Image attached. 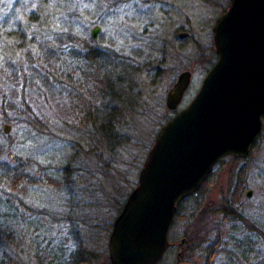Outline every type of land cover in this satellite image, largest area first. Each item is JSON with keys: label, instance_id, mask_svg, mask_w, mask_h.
<instances>
[{"label": "rangeland", "instance_id": "rangeland-1", "mask_svg": "<svg viewBox=\"0 0 264 264\" xmlns=\"http://www.w3.org/2000/svg\"><path fill=\"white\" fill-rule=\"evenodd\" d=\"M226 3L227 0H0V146L7 162L19 160L30 166L35 183L28 185L24 203L57 208L58 212L64 205L73 208L82 204L78 191L65 200L48 180L69 161L76 168L81 157H71L75 152L73 144L82 136L74 130L80 114L73 106L80 98H90L85 92L90 84L83 77L84 61L73 58L78 53L82 56V51L72 53V49H78L85 40L98 54L110 55L98 56L96 69L114 80L124 77L130 91L127 104H132L124 121L121 117L113 121L126 147L114 158L102 156L114 165L110 172L99 167L101 174L92 182L101 192V200L94 208L99 215L93 209V218L85 220L87 230H93V224L102 225L118 215L113 211L114 204L135 187L157 132L198 91L211 67H205L209 55L204 50L211 47L212 26ZM96 27L99 30L92 40L91 32ZM182 33L189 36L178 38ZM69 36L75 39L68 40ZM49 48L56 58L47 60ZM183 71L191 73L189 88L176 110L169 111L165 106L167 92ZM119 105L113 103L117 109ZM105 113L100 109V114ZM35 118L39 124L34 127L30 121ZM4 126H9L7 134ZM261 135L247 160L224 157L200 189L183 202L170 233L174 245L157 264H177L179 253L180 263L185 264H264V132ZM247 191H251L249 198L245 196ZM218 209L233 211L240 221L227 219L217 213ZM66 212L65 217L73 220L72 209ZM64 218L54 221V225L50 221L18 225L0 220V227H8L14 234L9 239L12 244H0V264H36L34 252L28 249L29 239L41 247L48 245L51 254L58 248L70 250L88 239L89 246L100 244L97 264H110L108 235L100 231L85 238L81 220L69 222ZM182 238L188 249L177 247ZM19 239L22 241L13 245ZM236 246L251 250H246L244 258L235 251Z\"/></svg>", "mask_w": 264, "mask_h": 264}, {"label": "water", "instance_id": "water-1", "mask_svg": "<svg viewBox=\"0 0 264 264\" xmlns=\"http://www.w3.org/2000/svg\"><path fill=\"white\" fill-rule=\"evenodd\" d=\"M211 48L214 63L189 104L157 132L112 222L110 264H157L170 246L178 204L197 192L221 159L247 158L263 132L264 0H231L212 26ZM190 82L189 71L178 75L165 99L169 111L180 105ZM8 130L3 127L4 134Z\"/></svg>", "mask_w": 264, "mask_h": 264}, {"label": "trees", "instance_id": "trees-1", "mask_svg": "<svg viewBox=\"0 0 264 264\" xmlns=\"http://www.w3.org/2000/svg\"><path fill=\"white\" fill-rule=\"evenodd\" d=\"M222 11H224V9ZM74 39L75 38H73V36H69L68 40L73 41ZM89 42L90 41L82 40L81 46L78 47V49L71 50L72 53L82 51V56L78 53L77 57L73 56V58L80 62L84 61L86 75L84 72L83 77H85L88 84H90V88L85 91L90 98L86 101H84V98H80L79 101L76 99L77 105L73 106L74 111L77 109L80 114V120H78V125L77 127H74V130L78 132L80 131L82 136L78 137V142L73 144V150L75 152L71 157H81L79 161H77L76 168L71 166L69 161L67 164L58 169L56 173L57 176L55 174L56 177L53 176L48 179L50 181L49 183L54 186V189L57 192H60V194L62 193L65 200L68 199V195L74 194L73 192H75V190L78 191L82 204L73 206L76 211L71 208L72 206L64 205L61 211L58 212L57 208L50 209L47 206L36 208L24 203L23 198L26 194L28 185L32 182L33 184L35 183V181H33L32 172H30V166L26 162H21L19 160H17L14 164H10L4 159V150L2 146H0V220L3 222L9 220L12 221V224L19 225L20 223H25L29 225L32 224L33 221H38L39 223L40 221H43V223L46 224L50 221V225H54V221H58L60 219V221H62V218L68 215L66 210L72 209V213L74 212V214L71 213L73 220L78 219V217H80L79 214L82 215L81 219H78V221L80 222L81 220V224H83L82 227H84L85 234H83V237L87 238L93 236L95 233L100 231L103 232L105 236H109L113 220L109 219L110 221L103 222L102 225L98 223L93 224V230H87L89 227L88 225H85V220L93 218V216H91V210L98 205V200H101L98 197V195H100L98 194L100 190L95 188L93 185L95 177L98 174H101L99 167L110 172V166L114 165L109 161L103 160L102 156L114 158L116 153L126 147V142L122 139L120 131L117 132L114 129L115 125L113 121L116 117H121L124 121L125 114L132 110V104H127L128 99L130 98V91L125 87L126 79L124 77L117 76L114 80L110 76L105 77L102 75L99 68L96 69L95 63L98 61L97 57H108L110 55H106L104 53L98 54V52H95L92 49ZM204 51H207V55H209L207 62L205 63V65H207L205 66L207 69L209 65L212 66L216 57L211 47ZM200 52L201 50H199V54ZM47 53V60L57 57L51 48L48 49ZM121 66L122 65H120V68L122 70ZM67 76L70 75L67 74ZM51 79L53 78L51 77ZM129 84L131 85V83ZM113 103H119L120 107L117 109L113 106ZM102 108L105 109L106 112L104 115L100 114V109ZM17 114L19 115L20 113L17 112ZM30 123L34 127L39 124L36 118L32 122L30 121ZM261 139L262 135L254 144L253 148L258 142H260ZM80 142L84 144H81ZM229 158L233 161L238 160L233 157ZM248 158L249 157L245 160ZM223 162L224 158L221 159L217 165L222 164ZM114 171H118V169L115 168ZM1 186H4L5 188L3 189ZM133 187L134 186H132V188ZM127 196L128 194H126L120 202H115L116 204H114L113 207L114 212L115 210L117 213L120 212ZM180 207L182 206L178 204L176 217L182 210ZM96 209L94 210L98 213L99 211ZM211 212H214V210ZM217 213L223 215L229 220L234 219V221H240V216L235 214L233 211L218 209ZM97 215H99V213ZM95 219H97V217ZM65 220L70 222L72 219L65 217L64 221ZM242 220L244 221L245 219ZM35 224L37 226V223ZM37 227L40 228V224ZM7 229L9 228L0 227V244H12V241H9V239H11V236L14 234L11 230ZM87 240L88 239L81 244L77 243L75 247L70 250H67L66 248H58L53 254L48 253L50 252L48 251V245L41 247V245H38L32 239H29V241L27 240V242L28 249L34 252L36 264H97L100 261V256L97 252L100 244L94 247L91 245L89 246ZM21 241L22 240L19 239L17 242L13 243V245L17 246V243ZM235 248V251L244 256V258L247 251L249 252L251 250L250 248H241V246H236Z\"/></svg>", "mask_w": 264, "mask_h": 264}, {"label": "flooded vegetation", "instance_id": "flooded-vegetation-1", "mask_svg": "<svg viewBox=\"0 0 264 264\" xmlns=\"http://www.w3.org/2000/svg\"><path fill=\"white\" fill-rule=\"evenodd\" d=\"M230 5H231V0H227L226 7H225L223 13H224V12L230 7ZM223 13H222V14H223ZM175 112H176V111H175ZM209 176H210V175L207 176L206 180L208 179ZM206 180L204 181V183L206 182ZM202 185H203V184H202ZM197 191H198V190H197ZM195 193H196V192H195ZM195 193H194V194H195ZM192 195H193V194H192ZM192 195H190V196L184 198V199L179 203V205L182 206L183 202H184L186 199H188L189 197H191ZM177 209H178V208H177ZM176 214H177V213H176ZM175 219H176V218H175ZM172 228H173V227H172ZM170 233H171V232H170ZM168 239H169V242H170V246H169V248H168L167 251H169L170 248H172L173 245H174V243L171 242L170 234H169V238H168ZM180 243H183V245L186 244V246L181 247ZM180 243H177V247H180V248L183 249V250L188 249V246H187L188 244H187V242H186V240H185L184 238H182V240L180 241ZM181 249H180V250H181ZM167 251H166V252H167ZM180 257H181V254H180V253L177 254V257H176V262H177V264H179V263L181 262Z\"/></svg>", "mask_w": 264, "mask_h": 264}]
</instances>
